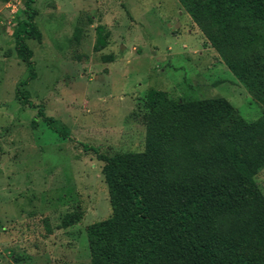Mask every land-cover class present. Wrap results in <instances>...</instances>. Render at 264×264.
Returning <instances> with one entry per match:
<instances>
[{
    "label": "rangeland",
    "instance_id": "rangeland-1",
    "mask_svg": "<svg viewBox=\"0 0 264 264\" xmlns=\"http://www.w3.org/2000/svg\"><path fill=\"white\" fill-rule=\"evenodd\" d=\"M25 3L0 0V264H92L89 225L114 214L98 154L145 152L151 131L175 124L167 150L178 155L182 119L166 113L178 100L205 99L233 112L218 107L196 151L221 143L226 152V132L239 117L262 116L264 103L178 0H34L41 35L25 40L30 77L13 34ZM236 52L264 74V52ZM152 91L166 110L156 111ZM254 180L264 194V167ZM258 220L230 228L243 264H264Z\"/></svg>",
    "mask_w": 264,
    "mask_h": 264
},
{
    "label": "trees",
    "instance_id": "trees-1",
    "mask_svg": "<svg viewBox=\"0 0 264 264\" xmlns=\"http://www.w3.org/2000/svg\"><path fill=\"white\" fill-rule=\"evenodd\" d=\"M178 1L233 75L264 103V74L236 52L237 47L243 53L264 52V0ZM33 2L26 0L27 17L13 32L30 77L35 73L25 40L41 35ZM162 95L150 92L157 112L167 109ZM218 107L233 112L232 104L220 99L172 103L166 115L174 122L182 119L178 155L167 150L175 124L151 131L145 152L98 154L105 161L114 214L89 225L92 264H243L230 228L246 227L254 214L264 234V194L254 180L264 167V114L253 121L239 117L226 132L231 147L225 152L219 141L214 150L219 154L213 156L214 151L196 147ZM38 114L54 121L43 107ZM83 146L97 152L93 145Z\"/></svg>",
    "mask_w": 264,
    "mask_h": 264
}]
</instances>
